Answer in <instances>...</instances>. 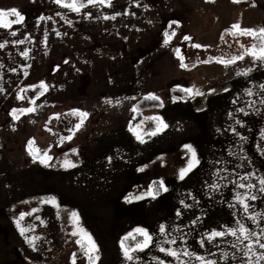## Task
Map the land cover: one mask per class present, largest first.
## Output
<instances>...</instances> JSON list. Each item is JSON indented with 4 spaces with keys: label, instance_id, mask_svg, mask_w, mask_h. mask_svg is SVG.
<instances>
[{
    "label": "crops",
    "instance_id": "crops-1",
    "mask_svg": "<svg viewBox=\"0 0 264 264\" xmlns=\"http://www.w3.org/2000/svg\"><path fill=\"white\" fill-rule=\"evenodd\" d=\"M31 1L34 0H0V9L24 10ZM187 1L176 0L175 5L182 8ZM233 1L244 5L240 8L242 11L237 12L240 30H254L255 36L259 37V30L264 28V0ZM165 2L169 7L174 3ZM209 3L214 7L212 13L222 15V22L216 25L221 37L231 25L227 7L238 6L228 0H209ZM193 6L188 5L190 8ZM29 8L25 12L33 11V6ZM41 13H44V19L33 16L32 24L24 20L12 24L10 29L0 27V44L4 45L0 47V109L16 99L24 87L27 90L25 95L29 96L26 103H30L35 111L33 89L37 80L43 77L47 78L46 88L36 96L50 93L65 95L67 62L74 64L79 61L91 46L83 45L80 36L75 39L78 31L69 27L80 22L75 16L78 12L57 6L43 8ZM202 26L197 28L189 23L185 30L194 32ZM160 30L156 27L155 33ZM121 31L129 48L137 45L138 49H152V53L148 51L150 55L146 57L145 53L141 55V51L139 56L125 60L122 75L119 74L116 81L107 82L106 90H100L101 93L135 95L134 108L141 100L140 96L158 94L159 90H165L168 80L187 75L182 89H193V92L204 95L191 94L189 101L170 99L164 107L155 109L156 118L167 125L155 135L150 133L138 139L131 135L127 119L117 123L79 145L81 165L72 169L51 168L40 162L23 167H17L11 161L1 162L0 248L17 243L33 248L25 242V236L21 235L17 225L12 221L9 224L4 222L3 206L36 199L40 207H45L44 199L54 197L58 204L74 205L78 209L85 228L99 249L100 258L95 264H158V261L164 264H201L196 258L198 256L216 264H241L242 242L238 243L232 235L214 240H209V236L213 231L234 229L240 224L249 227L247 224L252 212L257 214V200L253 202L252 211L251 199L252 192L257 191V177L254 176L257 170L252 169V161L248 160L255 161L259 157L258 151L264 149V88L261 87L264 85V68H258V60L251 55L230 64L219 62L223 59H213L186 66L180 59L177 44L168 45V41H157L156 44L149 38L154 33H147V42L130 39L133 28L128 25ZM25 52L27 56L23 55ZM68 58L71 59L67 61ZM39 63L52 65L56 71L46 70L38 74L35 70L40 68L37 66ZM57 64L61 66L57 67ZM19 65L21 72L25 73L18 74ZM197 69L201 70L198 74L204 78H191ZM228 74L229 78H226ZM53 85L56 89L51 91L50 86ZM93 87L91 92L97 94L96 86ZM249 91L252 95L248 94ZM188 145L195 150L199 163L182 180L181 169L187 168L193 159L192 152L186 147ZM177 156L187 159V166L183 165L178 172L158 179L152 176V172L158 176L157 170L163 167H177ZM159 159L165 162L158 163L154 169L152 165ZM149 179L148 189L139 188ZM153 180L163 182L162 195L152 194L150 183ZM240 184L245 187L241 188ZM249 184L254 187L248 188ZM138 189L141 192L136 193ZM238 197L246 199L249 205L247 212L238 202ZM161 225L166 233L160 232ZM137 228L146 229L152 236V243L145 250L132 253L134 259L129 261L124 256L121 238L130 233L139 235L135 232ZM172 240L175 243L167 242ZM234 243L237 247H233ZM160 247L176 250L179 259L159 251ZM185 252L194 255L187 256ZM26 254L34 262V249ZM14 258L7 249H0V264H11Z\"/></svg>",
    "mask_w": 264,
    "mask_h": 264
},
{
    "label": "rangeland",
    "instance_id": "rangeland-1",
    "mask_svg": "<svg viewBox=\"0 0 264 264\" xmlns=\"http://www.w3.org/2000/svg\"><path fill=\"white\" fill-rule=\"evenodd\" d=\"M165 1H170V3L173 1L174 3L169 7V4ZM165 1L115 0L110 3L111 6L108 3L100 4L97 2L81 9L80 13H76L75 16L80 19V22L69 27H75L78 31L75 39H79L80 36L83 45H91L86 56L79 58V61L74 62V64L67 62L68 76L65 95L50 93L41 97L36 96L38 92L46 88L47 78L43 77L37 80L33 89L35 111H22L32 109V105L26 103V97L29 96L25 95L27 90L24 87L19 90L16 99L0 109V152H2V155L0 153V164L3 161H11L17 167L32 164L35 156L33 152L31 154L29 152L31 145L40 155L39 159L35 157V162L39 163L41 158L47 154L48 157H51V162L48 161L47 166L61 170L72 169L73 167H64V161L67 159L76 166L81 165V158L78 154L79 145L89 142L92 138L112 128L117 123H123L127 119L129 125L132 124L131 135L135 138H137L140 131L154 123L155 118L158 116L157 110L144 111L140 116H135V109L133 108L135 95L100 92V90H106L107 82L116 81L119 74L122 75L125 60L139 56L141 51V55L145 53L146 57L150 55L148 51L151 50L150 53H152V49L145 47L138 49L137 45L129 48L125 44L128 41H124L126 38L124 34L122 35L121 30L125 29L127 25L133 28L130 39H141L147 42L149 41L146 36L147 33L149 35L154 33L153 36L149 37L148 35V37L153 39L156 44L157 41L161 43L168 41V45L177 44L180 59L186 66L198 65L213 59L231 60L240 56L244 57L250 55L249 53L254 47L258 49L264 44V40L255 36V34H249L240 30V28L234 27L236 25L241 27L237 20V12H241L240 8L244 6L241 3L228 0L238 7L235 5L227 7V12L230 13L228 19L231 25L220 37L216 25L222 22V15L219 12L217 15L212 13L214 7L210 6L209 0H188L182 8L179 4L175 5L176 0ZM190 4L194 6L192 8L188 7ZM32 6L33 11L25 12ZM57 6L62 5L56 3L55 0H34L29 2L28 8L19 9L18 11L23 15L24 20L31 23L33 16L34 18L44 17V13H41L43 8ZM70 17H73V15ZM8 19L16 20L17 17L13 16ZM189 23L197 28L204 24L201 28L204 30L187 32L185 28ZM147 27L153 30H138ZM156 27L161 28V30L155 33ZM207 29L209 31H206ZM79 31H81L80 35ZM38 32L39 30L35 31V34L37 35ZM138 34H140V38ZM195 45L201 47H195ZM129 49L133 52L129 53ZM70 59L68 58L67 61ZM257 62H259L257 64L258 68H264V63ZM37 66L40 67L35 70L39 72L38 74L43 71L46 72V70L48 72L56 71V68L52 65L45 66V64L39 63ZM59 66L61 65L57 64V67ZM126 68L127 66H125ZM21 69L22 67L19 65L18 74L25 73L21 72ZM200 72L201 70L197 69V73L194 71V75H190L191 78H194V80L196 77L204 78V75L198 74ZM183 76L182 78L168 80L167 84L164 85L165 90L162 89L159 90L158 94L149 95L160 98L165 104L170 100L168 92L170 88H184L187 75ZM227 77L229 78V74ZM95 86L97 94L91 92L92 87L95 88ZM55 89L56 86H50L51 91ZM146 96L148 95L140 96V99ZM80 112L88 113V115L81 117ZM77 125H80V127L77 128ZM69 137L71 138L69 139ZM262 145L264 147V144ZM258 155L259 157L255 161L248 160L252 161L250 164L252 169L256 168L257 170V175H254L257 177V191L252 192L257 200V214L253 211L254 200L252 199V216L256 217V221L251 219L250 223L247 224L248 228L258 235L253 240L242 242L241 264H247L250 258L253 261L256 260V256L246 254L245 245L253 243L259 236H264V232H262L264 230V215H262L264 214V192L260 191L262 187L260 179L264 178V149L258 151ZM176 158L177 167L176 165L174 168L170 166L163 167L162 170H157L158 176L156 172L155 174L152 172V176L158 179V177L170 175L169 173L178 172L183 165L187 166L189 163L186 162L187 159L180 156ZM164 162V159H159L152 166L155 169L158 163ZM150 181L149 179L142 182L139 188L148 189ZM139 190L136 193L141 192ZM54 199V197L44 199V205L48 207H40L39 201H36V199L24 203H7L2 207V216L6 224L12 221L16 225V221L20 220L21 214H25L23 220H20L21 226L26 229L25 242L33 240L35 237L33 248H26L24 243L23 245L20 243L8 244L7 248L3 245L0 248L1 251L7 249L11 252L13 258L16 257L14 258V264H71V253L81 247V244L76 243V241L82 239L81 236H74L73 233L78 232L79 229H84L88 234L89 232L74 205H60ZM73 213L77 214L78 220L73 218ZM3 238L5 237L3 236ZM8 240L10 242L9 238ZM33 249L36 258H34V262L26 254V252ZM254 251L258 255L264 249L254 245ZM93 255H98L100 258L98 253H93ZM259 264H264V261H260Z\"/></svg>",
    "mask_w": 264,
    "mask_h": 264
},
{
    "label": "snow or ice",
    "instance_id": "snow-or-ice-1",
    "mask_svg": "<svg viewBox=\"0 0 264 264\" xmlns=\"http://www.w3.org/2000/svg\"><path fill=\"white\" fill-rule=\"evenodd\" d=\"M56 3L61 4L64 7H68L70 9H72L73 11L76 12H80L81 8L85 7L86 5H84L83 3H78V0H71V3H67L65 2V0H55ZM99 2L100 4H105L106 2L108 3L109 6H111L110 4V0H88V4H94ZM139 6V5H138ZM17 17L16 20H11L8 19L9 17ZM106 19L108 17H105ZM113 19L115 17H112ZM40 19H44V17H41ZM24 20L23 15H21V13L17 10V9H11V10H3L0 9V27L2 28H6V29H10L12 24L14 23H22ZM235 28H239V25L234 26ZM246 32H248L249 34H256L254 30H244ZM13 35H16L15 32L12 33ZM259 38L261 40H264V28H261L259 30ZM187 39V38H186ZM20 43H23V41H20ZM0 47H4V45L0 44ZM195 47H201L200 45H195ZM254 60H258V61H262L264 62V44H262L258 49L256 47H254L251 52L249 53ZM23 55L27 56L28 53L25 52L23 53ZM243 56L240 57H236L233 58L231 60H226V61H219L221 63L224 64H230V63H235V61L237 59H243ZM183 66V65H182ZM43 87V85H41ZM262 88H264V85H261ZM185 92H188L192 95H204L203 93L200 92H193V89H184ZM249 95H252L251 91H249L248 93ZM152 99H158L155 96L151 97ZM33 103H35V101H32ZM34 109H26V110H22V111H27V112H31ZM241 111H243L241 109ZM79 115L81 117H86L88 115V113H84V112H80ZM156 119H160V118H156ZM81 123H83V121H81ZM80 125H77V128H79ZM163 127H167V125H163ZM156 133L153 132L152 135H155ZM71 137H69L70 139ZM137 138L140 139L141 137L139 136V134H137ZM189 148V150L192 152V162L188 165L187 168L181 169L180 171V179H184L185 176L190 173L194 167L197 166V164L199 163L198 159L196 158V153L195 150L191 148L190 145L186 146ZM29 152L30 154L32 153V148L31 145L29 147ZM51 159V157H48L47 154L44 155V157L40 160L41 163L45 164L47 166L48 161ZM34 162H35V157H34ZM76 165L70 161V160H65L64 161V167H75ZM260 184H261V188L260 191L264 192V178L260 179ZM161 186H163V182H161ZM241 188H244L245 185L244 184H240ZM248 188H253L254 185L249 184L247 185ZM165 191H167V189H164ZM251 199L255 200L256 196H252ZM238 202L243 204L244 210L245 212L248 211L249 205L246 202V199H240L238 197ZM25 214H21L20 220H23ZM264 215V214H262ZM73 218L75 220H78V216L77 214L73 213ZM250 219H252L253 221H256V217L255 216H251ZM20 220L16 221V225L18 227V229L20 230L21 235L25 234L26 229L24 227L21 226L20 224ZM135 232L140 234L141 236L144 237V239L142 241H139L136 243L135 247L129 248V247H125L124 243L121 242V247L123 248L124 251V256L127 260L131 261L134 259V256L132 255V253L136 252V251H143L146 248H148L150 246V244L152 243V236L151 234L144 228H137L135 229ZM160 232L161 233H166V229L163 225L160 226ZM262 232H264V230H262ZM74 236H81L82 239L81 240H77L76 243L81 244V249L84 253V255L87 257L89 264H95V261L99 260V256L96 255L94 256L93 253H97L99 251L98 246L95 244L94 240L92 239L91 235L88 234L84 229H79L78 232H74L73 233ZM225 235H232L234 237L237 238V242L241 243L243 241H250L253 240V236L254 235H258V234H254L251 229H249L248 227H246L243 224H240L237 228H228L226 231H213L210 236H209V240H214L216 237H224ZM129 236H132V234L130 233ZM133 239H135V237H132ZM35 239V237L33 238V240ZM125 239H128V237L126 236ZM33 240H29L28 243L30 245H33ZM86 241V244H85ZM264 236H259L258 239H256L255 241H253V243L247 244L245 245V249H246V254H251L252 256H256V260L253 261L251 260V258L249 259V261L247 262V264H259L260 261H264V251H261L258 255L257 253L254 251V245H258V247L260 249H264ZM168 243H175L174 240L172 241H167ZM201 244H203V241H201ZM34 247V245H33ZM233 247H237V243L233 244ZM159 251L164 252L166 255L174 257L176 259H179V253L176 250L173 249H166L164 247H160ZM185 255L187 256H192L194 255L193 253L190 252H185ZM198 260L201 261V264H216L215 261H209L206 260L204 257L202 256H198L196 257ZM225 259H227V254H225ZM73 264H76V258L75 256L73 257ZM158 264H164L163 261H158Z\"/></svg>",
    "mask_w": 264,
    "mask_h": 264
},
{
    "label": "trees",
    "instance_id": "trees-1",
    "mask_svg": "<svg viewBox=\"0 0 264 264\" xmlns=\"http://www.w3.org/2000/svg\"><path fill=\"white\" fill-rule=\"evenodd\" d=\"M113 1H115V0H110V3H112ZM236 1H245V0H236ZM65 2L71 3V0H65ZM78 3H83L84 5H86L82 9L87 8L88 6L91 5V4H88V0H78ZM152 96L153 95H148L146 97H143L141 100H139L135 104V107H134L135 116H140L142 114V112H144V111H149V110L152 111V110L160 109V108L164 107L165 104L162 102V100L160 98L157 97L158 99H152L151 98ZM169 96H170V99L173 101H189L192 98V95L190 93L185 92L184 89L179 88V87L170 88ZM129 127L131 129L132 124H130ZM162 128H163V123L160 121V119L155 118L154 123L152 125H150L149 127L145 128L144 130L140 131L139 136L143 137V136L148 135L150 133L159 131ZM31 148H32V152H33L34 156L37 159H39L40 155L37 153L36 149L34 147H31ZM49 162H51V160H49ZM150 186H151V191H152L153 195L160 196L163 194V187L161 186L160 181L153 180L150 183ZM126 236L128 237V239H125ZM132 237L133 236H129V234H126L121 238V242L124 243L125 247H129V248L135 247L137 242L142 241L144 239V237L141 236L140 234L134 236L135 239H133ZM74 256L76 258V264H89V261H88L87 257L84 255L81 247L71 253V256H70V261H71L70 263L71 264H73V257Z\"/></svg>",
    "mask_w": 264,
    "mask_h": 264
}]
</instances>
